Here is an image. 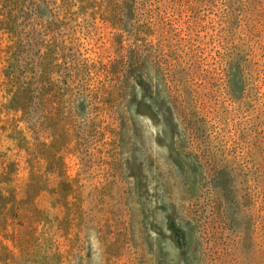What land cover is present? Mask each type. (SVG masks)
Listing matches in <instances>:
<instances>
[{"label":"rangeland","instance_id":"1","mask_svg":"<svg viewBox=\"0 0 264 264\" xmlns=\"http://www.w3.org/2000/svg\"><path fill=\"white\" fill-rule=\"evenodd\" d=\"M0 264H264V0H0Z\"/></svg>","mask_w":264,"mask_h":264}]
</instances>
